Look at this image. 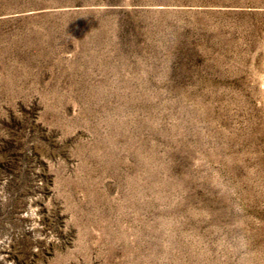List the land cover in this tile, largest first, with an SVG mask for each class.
I'll return each mask as SVG.
<instances>
[{
  "label": "rangeland",
  "instance_id": "1",
  "mask_svg": "<svg viewBox=\"0 0 264 264\" xmlns=\"http://www.w3.org/2000/svg\"><path fill=\"white\" fill-rule=\"evenodd\" d=\"M0 264H264V0H0Z\"/></svg>",
  "mask_w": 264,
  "mask_h": 264
},
{
  "label": "clouds",
  "instance_id": "2",
  "mask_svg": "<svg viewBox=\"0 0 264 264\" xmlns=\"http://www.w3.org/2000/svg\"><path fill=\"white\" fill-rule=\"evenodd\" d=\"M238 247L241 250L246 249L247 243H246V241H244V238L243 237H240L239 238Z\"/></svg>",
  "mask_w": 264,
  "mask_h": 264
}]
</instances>
